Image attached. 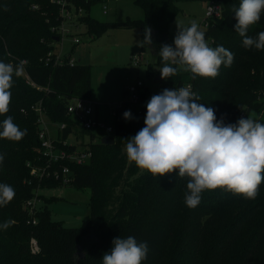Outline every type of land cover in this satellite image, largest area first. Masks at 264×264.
Returning a JSON list of instances; mask_svg holds the SVG:
<instances>
[{"label": "trees", "instance_id": "1", "mask_svg": "<svg viewBox=\"0 0 264 264\" xmlns=\"http://www.w3.org/2000/svg\"><path fill=\"white\" fill-rule=\"evenodd\" d=\"M99 1L103 0H71L75 11L79 7L84 11L78 22L86 33L96 38L110 29L137 27L143 41L145 28H150L152 47L158 52L146 72L151 75L161 69L164 62L159 51L178 12L177 0H133L143 16L124 21H99L90 16L89 6ZM201 1L220 5V18L208 19L203 32L210 47L222 45L234 54L233 63L221 65L215 78L193 79L192 73L180 70L164 79L165 89L191 82L198 102L212 107L217 120L235 124L243 111L244 118L251 116L264 123V50L246 49L235 31L233 9L241 0ZM60 8L51 0H0V62L16 66L23 61L25 73L13 76L9 111L0 115V124L10 116L21 131L27 130L19 141L0 138V153L5 154L0 184L15 190L14 198L0 206V225L14 221L6 230L0 227V264H103L113 239L129 236L149 246L142 264H264V182L255 199L217 188L204 190L200 204L189 208L184 202L188 177H179L178 170L154 177L127 159V140L145 127L146 105L156 95L150 89L143 86L137 102L128 99L116 106L112 144L102 143L91 130L74 126L66 107L74 97L89 100L90 68L78 61L70 64L69 54L57 62L47 59L55 49L51 26L61 21ZM261 31L264 12L247 35L257 38ZM39 101L48 120L66 123L62 137L73 130L79 139L85 135L90 139L88 161L68 163L69 185L90 190L89 214L77 227L54 220L46 206L35 205L32 212L29 205L25 207L29 200H51L40 190L61 185L51 179L37 180L29 173L27 163L36 159L39 145L37 114L31 106ZM125 111L131 112V119L124 118ZM32 237L36 251L30 247Z\"/></svg>", "mask_w": 264, "mask_h": 264}, {"label": "clouds", "instance_id": "2", "mask_svg": "<svg viewBox=\"0 0 264 264\" xmlns=\"http://www.w3.org/2000/svg\"><path fill=\"white\" fill-rule=\"evenodd\" d=\"M233 11L237 21L234 28L243 38V46L264 50V31L257 38L247 35L249 27L261 19L264 0H241ZM140 43L141 46L152 44L150 28H145ZM159 56L164 62L159 69L161 79H168L180 70L192 73L193 79L215 78L221 65L230 67L234 60V54L222 45L210 47L195 21L190 27L177 25L174 47L162 45ZM23 63L13 66L0 62V115L9 111L13 76L23 74ZM199 99L191 91V85L164 89L153 95L146 105L145 127L127 140V159L154 177L177 170L179 177H188L184 202L189 208L200 204L204 190L217 188L255 199L264 182V123L247 116L235 124H225L223 118L217 120L212 107L199 103ZM123 115L125 119L132 118L130 111ZM0 128V138L10 141H19L27 133L10 116ZM4 156L0 153V165ZM14 196L12 186L0 184V206H6ZM13 223L5 221L0 227L6 230ZM112 245L111 251L102 257L103 264H142L149 253L147 242H137L132 236L114 238Z\"/></svg>", "mask_w": 264, "mask_h": 264}, {"label": "rangeland", "instance_id": "3", "mask_svg": "<svg viewBox=\"0 0 264 264\" xmlns=\"http://www.w3.org/2000/svg\"><path fill=\"white\" fill-rule=\"evenodd\" d=\"M176 5L178 12L169 23L166 32V44L173 47L177 25L190 27L191 22L195 21L199 30L205 28L203 18L209 3L201 0H177ZM88 13L99 21H124L143 16L141 7L133 0L99 1L89 6ZM74 19L78 23L79 18L75 16ZM66 23L71 28L72 36L79 39V43L72 44L73 37L66 36L62 43L61 54L62 56L69 54L79 63L89 66L91 79L89 101L97 110L98 120L113 124L114 109L130 97L126 87L135 84L138 80L154 94L165 89L166 83L161 79L159 70L151 75L146 72L147 64L154 61L158 51L153 50L152 44L141 46L139 28L110 29L99 37L91 38L81 24L80 27H75L73 24L75 21L71 22V26L69 21ZM153 69L155 71L157 68L153 66ZM22 76H25L24 72ZM93 132L97 139L111 134L99 128L94 129ZM82 139L84 142L88 141L89 136L85 135ZM69 140L74 142V137H70ZM40 193L46 199L52 198L43 202L37 200L36 205L46 206L52 218L62 221L67 227L79 226L89 214L90 190L86 187L58 185L42 188Z\"/></svg>", "mask_w": 264, "mask_h": 264}, {"label": "built area", "instance_id": "4", "mask_svg": "<svg viewBox=\"0 0 264 264\" xmlns=\"http://www.w3.org/2000/svg\"><path fill=\"white\" fill-rule=\"evenodd\" d=\"M60 5V18L61 21L51 26V31L55 33V37L58 39L52 42L55 46V49L49 51L47 54V59H52L54 61H60L62 59L61 50L63 48L62 43L66 36H72L71 28L67 25L66 21L73 23L75 27H80L79 22L77 23L74 19L75 16H80L82 14V8L79 7L77 11H75L73 3L71 0H51ZM70 4V8H67V5ZM73 12V13H71ZM72 14V16H71ZM221 16V7L219 4L210 2L207 5L205 10V17L203 18V22L205 27L208 26V19L212 18H220ZM203 32V30H200ZM72 44L79 43V39L77 37L72 36ZM54 56V57H53ZM68 59L70 64H73L76 60L68 55ZM33 84V83H32ZM34 85V84H33ZM191 85V91L194 92V88L191 82H184L177 89L181 87H187ZM37 89H40L39 86L35 85ZM143 88V84L140 80H138L135 84H130L126 87V91L129 94V99L132 102H137L139 97V90ZM195 93V92H194ZM264 97V93H263ZM31 108L37 114V122H38V140L39 145L37 148V157L31 163H27L29 168V173L32 177L37 180L43 179H51L53 181H57L61 185H69L72 180V172L68 163H76L83 164L91 156L90 150H88V141L79 139L75 132L72 130L67 137H62V131L66 127L65 122H51L48 120L42 106L41 102H37L32 105ZM67 113L74 121V126L77 128H82L84 130L93 131L96 128L103 129L106 132H109L112 135L113 127L112 124H106L102 122L94 116V105L91 101L85 98L74 97L69 100L67 107ZM114 114V112H113ZM240 118H244V112L241 111L237 115V120ZM113 136V135H112ZM70 137H74V142L69 140ZM76 140V141H75ZM78 145V146H77ZM37 200H29L27 201L26 208L28 206L29 210L32 212L36 205ZM33 223L35 219L31 220ZM30 247L32 251L38 250L37 242L32 237L30 239Z\"/></svg>", "mask_w": 264, "mask_h": 264}, {"label": "water", "instance_id": "5", "mask_svg": "<svg viewBox=\"0 0 264 264\" xmlns=\"http://www.w3.org/2000/svg\"><path fill=\"white\" fill-rule=\"evenodd\" d=\"M55 40L58 39V37H54ZM100 141L104 144H112L114 143V137L112 135H105V136H102Z\"/></svg>", "mask_w": 264, "mask_h": 264}, {"label": "crops", "instance_id": "6", "mask_svg": "<svg viewBox=\"0 0 264 264\" xmlns=\"http://www.w3.org/2000/svg\"><path fill=\"white\" fill-rule=\"evenodd\" d=\"M76 61H78V60H76ZM96 112H97V110L95 109V107H94V116H96L97 117V114H96Z\"/></svg>", "mask_w": 264, "mask_h": 264}]
</instances>
